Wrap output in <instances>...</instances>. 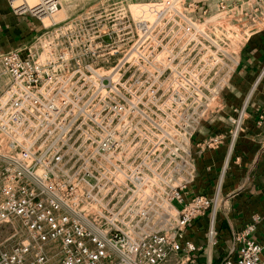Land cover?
<instances>
[{
  "label": "built area",
  "instance_id": "2783aa9c",
  "mask_svg": "<svg viewBox=\"0 0 264 264\" xmlns=\"http://www.w3.org/2000/svg\"><path fill=\"white\" fill-rule=\"evenodd\" d=\"M5 1L43 30L0 53V264H199L185 233L214 200L184 198L201 152L192 139L221 119L206 115L223 110L251 0H229L206 27L204 11L203 27L183 25L170 4L148 19L125 12L140 0H97L58 20L59 0ZM240 117L227 119L234 133ZM263 220L253 215L235 256L215 264H264L250 238Z\"/></svg>",
  "mask_w": 264,
  "mask_h": 264
},
{
  "label": "crops",
  "instance_id": "0c3cea01",
  "mask_svg": "<svg viewBox=\"0 0 264 264\" xmlns=\"http://www.w3.org/2000/svg\"><path fill=\"white\" fill-rule=\"evenodd\" d=\"M94 1L59 0V15L68 17ZM42 30L39 20L13 14L6 1L0 0V53L21 49ZM219 102L221 119L204 123L193 136V147L201 152L195 160L193 180L184 192L185 200L194 194L214 200L211 209L185 233L186 240L200 247L199 264L234 257L238 248L235 235L253 215L264 217V26L253 30L242 45L230 87ZM239 113L234 133L235 127L227 119ZM213 136L220 137V142L206 147L204 143ZM250 238L264 245V220Z\"/></svg>",
  "mask_w": 264,
  "mask_h": 264
},
{
  "label": "rangeland",
  "instance_id": "374dc122",
  "mask_svg": "<svg viewBox=\"0 0 264 264\" xmlns=\"http://www.w3.org/2000/svg\"><path fill=\"white\" fill-rule=\"evenodd\" d=\"M229 0H170V1H162V0H155V1H135V2H124V9L125 12L127 10L130 11H138L141 13L140 17H145L146 19L153 17L154 11H158L166 7L168 4H170V10L182 12L185 18L186 22H183V25L189 24L191 21L199 20L198 17L200 15H204L203 19L206 21L204 26H211L212 21L215 19L209 18L215 13H217L218 9H221V7L225 4H227ZM235 5L239 8L242 6L241 2H236ZM250 8L252 10L251 15V22H252V31L256 30V26L258 28L264 26V0H251ZM204 13L202 14V12ZM61 16L58 14L55 17V20L60 19ZM202 19V18H201ZM196 21V25L202 26V20ZM227 20V17L225 16V21ZM235 22V33L230 35L231 40L234 42V45H238L240 41L242 40V37L244 36L242 34V31L238 30V28L243 26L244 19L242 17H239L238 15L235 16L234 19ZM50 21L48 19H45V24H49ZM203 27V26H202ZM210 35V33H209ZM216 36L218 37L219 44L221 45V48H226L227 43V34L226 33H217ZM190 40L193 39L194 36H189ZM214 104V103H213ZM211 109V106L210 108ZM210 111V110H209ZM221 114H216L209 112L206 115V122L214 119L215 117H220Z\"/></svg>",
  "mask_w": 264,
  "mask_h": 264
},
{
  "label": "bare ground",
  "instance_id": "6f19581e",
  "mask_svg": "<svg viewBox=\"0 0 264 264\" xmlns=\"http://www.w3.org/2000/svg\"><path fill=\"white\" fill-rule=\"evenodd\" d=\"M29 1H33V0H29Z\"/></svg>",
  "mask_w": 264,
  "mask_h": 264
}]
</instances>
